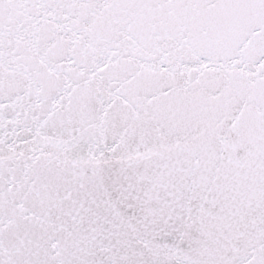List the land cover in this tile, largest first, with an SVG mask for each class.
Wrapping results in <instances>:
<instances>
[{"label": "snow or ice", "instance_id": "6c2138e0", "mask_svg": "<svg viewBox=\"0 0 264 264\" xmlns=\"http://www.w3.org/2000/svg\"><path fill=\"white\" fill-rule=\"evenodd\" d=\"M0 264H264V0H0Z\"/></svg>", "mask_w": 264, "mask_h": 264}]
</instances>
